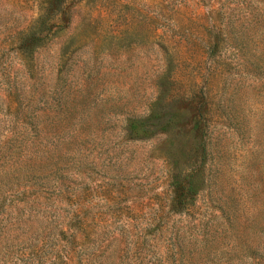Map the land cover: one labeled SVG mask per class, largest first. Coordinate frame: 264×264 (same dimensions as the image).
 Here are the masks:
<instances>
[{"label":"rangeland","instance_id":"1","mask_svg":"<svg viewBox=\"0 0 264 264\" xmlns=\"http://www.w3.org/2000/svg\"><path fill=\"white\" fill-rule=\"evenodd\" d=\"M0 264H264V0H0Z\"/></svg>","mask_w":264,"mask_h":264}]
</instances>
